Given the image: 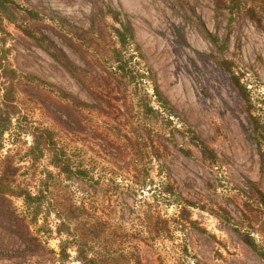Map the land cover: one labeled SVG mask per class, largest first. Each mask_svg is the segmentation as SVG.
I'll return each instance as SVG.
<instances>
[{
  "label": "rangeland",
  "instance_id": "374dc122",
  "mask_svg": "<svg viewBox=\"0 0 264 264\" xmlns=\"http://www.w3.org/2000/svg\"><path fill=\"white\" fill-rule=\"evenodd\" d=\"M15 2L39 14L34 32L72 64L70 72L45 41L5 24L0 47L28 76L18 105L56 133L73 170H84L66 177L50 167L48 196L81 208L73 225L107 228L93 248L129 264H264L241 236L264 250V164L251 137L252 124L264 122V0H242L233 12L211 0ZM109 8L132 27L143 89L109 73L119 27ZM144 92L158 113L145 111ZM194 138L212 149L213 163ZM11 148L5 135L0 155ZM46 165L21 178L34 184ZM14 206L22 210L20 200ZM56 222L50 208L46 223L30 228L37 241L26 243L0 218V264H61ZM69 252L64 264H78Z\"/></svg>",
  "mask_w": 264,
  "mask_h": 264
},
{
  "label": "trees",
  "instance_id": "16d2710c",
  "mask_svg": "<svg viewBox=\"0 0 264 264\" xmlns=\"http://www.w3.org/2000/svg\"><path fill=\"white\" fill-rule=\"evenodd\" d=\"M211 1L216 9H227L229 12L239 9L242 4V0ZM107 13L119 25V27H113L116 42L108 52L111 59L109 73L116 75L118 79H126L138 90L143 89L146 74L142 68L138 67L135 60L137 55L132 27L127 21L121 20L119 11L109 8ZM39 22V14L35 10L23 7L15 0H0V42H4L6 36H10L5 24H13L31 38L45 41L47 44L44 45V49L55 61L71 72L68 65L72 64L64 50L44 37L40 31L38 33L41 39L37 36V30L34 32V26ZM213 40L218 39L213 38ZM7 50L4 46L0 47V150L4 147L5 135L9 136L13 148L0 155V218L15 229L17 237L22 242L32 243L37 241V237L31 233V226L38 225L40 217L46 223L52 208L57 220L55 232L60 237L56 259L61 264L70 257L69 249L74 250V258L78 264H129L127 261L118 262L112 255L93 248L95 240L103 235L107 228L97 230L92 224L84 228L73 225L82 217L81 208L70 200H58L48 196L55 184V173L50 167L55 168L57 174H64L66 177L71 174L83 175L84 170L79 168H76V171L73 170L66 150L57 142L56 133L51 128L34 124L21 110L17 98L18 83L22 78L28 79V76L21 75L8 64L5 56ZM72 73L77 77L75 72ZM62 93V99L68 100L66 96L68 94ZM154 96L163 104L160 107L166 109L167 105L160 98L157 90ZM149 100L150 96L147 92L140 96L146 112L158 113V110L149 104ZM24 137H29V142ZM251 137L257 144L260 163L263 165L264 122L252 124ZM193 141L199 147L203 157L213 163L215 156L212 149L200 139L194 138ZM43 159L47 160V165L41 170L43 176H40L34 184L21 178L24 168L35 170ZM14 200L21 201L20 212L15 208ZM180 210L183 211L184 208ZM241 236L244 242L264 260V250L254 239L247 233H242Z\"/></svg>",
  "mask_w": 264,
  "mask_h": 264
}]
</instances>
